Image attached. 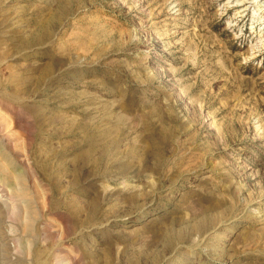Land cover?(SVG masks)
<instances>
[{"label": "rangeland", "instance_id": "1", "mask_svg": "<svg viewBox=\"0 0 264 264\" xmlns=\"http://www.w3.org/2000/svg\"><path fill=\"white\" fill-rule=\"evenodd\" d=\"M0 264H264V0H0Z\"/></svg>", "mask_w": 264, "mask_h": 264}]
</instances>
